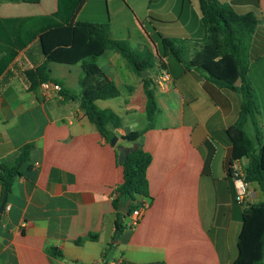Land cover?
I'll return each mask as SVG.
<instances>
[{"label": "crops", "instance_id": "obj_1", "mask_svg": "<svg viewBox=\"0 0 264 264\" xmlns=\"http://www.w3.org/2000/svg\"><path fill=\"white\" fill-rule=\"evenodd\" d=\"M218 1L239 13L252 12L259 21L249 76L263 120L264 0ZM57 10L58 0L0 1V36L5 39L0 38V58L3 49L17 50L0 75V172L29 148L11 188L0 182V206L7 191L0 212V264H97L107 249L108 264H234L243 214L264 202L261 186L249 182L247 200L237 203L229 174L232 163L243 170L247 165L244 157L234 158L243 148L229 134L239 119L242 95L218 86L197 68H187L163 45L164 39L176 40L186 59L199 56L206 45L199 0H84L78 11L76 20L108 24L113 38L155 57L150 77L159 113L152 128L129 147L121 146L123 137L147 126L143 78L149 74L136 75L119 53L107 51L97 60L120 90L117 98L97 101L121 118L120 128L109 126L115 143L89 120L80 99L62 93L81 95L79 65L49 64L62 91H29L25 72L46 59L38 37L19 46L28 32L37 31L26 20ZM158 76L166 79L164 86L156 82ZM247 130L264 141L262 121ZM133 148L152 156L148 197L132 202L146 209L139 225L131 228V214L121 206L124 227L116 236L113 203L123 182L118 159Z\"/></svg>", "mask_w": 264, "mask_h": 264}, {"label": "trees", "instance_id": "obj_2", "mask_svg": "<svg viewBox=\"0 0 264 264\" xmlns=\"http://www.w3.org/2000/svg\"><path fill=\"white\" fill-rule=\"evenodd\" d=\"M0 1L33 4L39 2V0ZM199 2L206 39V45L202 47L199 56L192 60L186 59L184 49L178 47L176 40L164 39V48L166 52H172L174 57L183 62L187 68H197L207 73L209 80L218 86L242 95L239 119L229 130L234 142L243 148V151L235 153L234 158L246 159V180L257 182L264 193V141L253 138L247 130L249 124L258 127L260 115L259 97L249 76L252 44L259 21L254 13H239L229 3L218 0H199ZM83 3L84 0H58V10L54 14L26 20L29 26L37 31L28 32L25 41L19 43V46L27 45L38 37L40 51L46 59L42 65L25 72L24 76L29 83L28 89L36 92L43 82L58 83V80H54L51 76L50 63L79 65L82 70L79 80L81 95L76 97L72 95L73 91L66 90L62 93L69 99H80L81 109L89 120L96 125L103 136L112 140L115 136L109 126L120 128L121 118L110 109H101L97 101L117 98L120 96V90L100 69L97 60L107 51L119 53L136 75L142 77L143 72L149 74L148 77L143 78L147 126L142 131H134L123 137L125 142L134 144L152 128L159 113L154 82L150 77L155 67V57L148 51H134L125 40L113 38L108 24L76 20ZM0 38L5 40L2 35ZM10 40L7 42L12 43L13 39ZM3 51L4 56L0 58V75L17 54V50L14 49H3ZM255 141L258 143L255 144ZM125 151L126 157L121 164L123 182L116 191L113 203L118 211L116 236L124 227L122 225L124 214L119 212L120 207L127 204L129 216L137 207L132 205L135 198L148 197L149 192L147 169L152 162L151 154L139 148ZM28 157L29 148L25 147L14 166L10 168L2 166L0 182L5 189L11 188ZM91 238L97 239L96 236ZM238 251V258L234 264H264V202L245 210ZM109 255L110 251L105 250L102 261L97 264H108Z\"/></svg>", "mask_w": 264, "mask_h": 264}, {"label": "built area", "instance_id": "obj_3", "mask_svg": "<svg viewBox=\"0 0 264 264\" xmlns=\"http://www.w3.org/2000/svg\"><path fill=\"white\" fill-rule=\"evenodd\" d=\"M156 82L160 86H164L166 79L161 76L157 77ZM41 89L48 91V90H55L57 92L61 91V86L56 84L52 81H46L41 84ZM231 171L229 174L231 175L235 187V200L237 203L242 204L244 203L248 196H249V182L246 180V171L239 168L237 163H232ZM146 209V205L143 204L142 206H137L131 213V220L129 223V227L135 228L139 225L144 211ZM115 264V263H110Z\"/></svg>", "mask_w": 264, "mask_h": 264}, {"label": "water", "instance_id": "obj_4", "mask_svg": "<svg viewBox=\"0 0 264 264\" xmlns=\"http://www.w3.org/2000/svg\"><path fill=\"white\" fill-rule=\"evenodd\" d=\"M145 75L147 76L148 73L143 72L142 76H145ZM116 141H117V138H115V137L112 138V140H111L112 143H115ZM125 157H126V152L122 151L121 154L119 155V159H118L119 163L122 164L124 162V160H125ZM6 200H7V191L4 192V197H3V200H2V203H1V206H0V212L3 211V209H4L5 205H6ZM121 211L124 212V214L128 213V210H127V208H125V206H122Z\"/></svg>", "mask_w": 264, "mask_h": 264}, {"label": "rangeland", "instance_id": "obj_5", "mask_svg": "<svg viewBox=\"0 0 264 264\" xmlns=\"http://www.w3.org/2000/svg\"><path fill=\"white\" fill-rule=\"evenodd\" d=\"M154 58V57H153ZM260 119V118H259ZM261 121H262V123H264V119L262 120V119H260L259 121H258V126L260 127V125H261ZM121 144V146L122 147H129L130 145H131V143L129 144V143H127V142H121L120 143Z\"/></svg>", "mask_w": 264, "mask_h": 264}]
</instances>
